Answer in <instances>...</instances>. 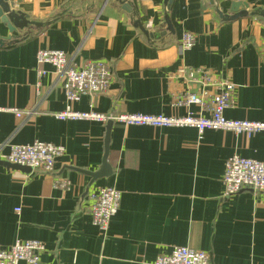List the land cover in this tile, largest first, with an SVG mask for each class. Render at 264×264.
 I'll list each match as a JSON object with an SVG mask.
<instances>
[{
    "label": "crops",
    "instance_id": "1",
    "mask_svg": "<svg viewBox=\"0 0 264 264\" xmlns=\"http://www.w3.org/2000/svg\"><path fill=\"white\" fill-rule=\"evenodd\" d=\"M8 1L12 11L53 24L0 48V156L36 141L66 151L51 173L0 166V246L40 241V264H151L176 247L206 252L212 264H264V193L223 195L229 158L264 162V132L249 139L225 130L200 135L195 128L113 123V174L93 181L82 171L100 169L107 123L58 120L69 103L65 79L51 65L39 78L36 60L50 49L78 67L111 63L108 91L70 104L76 112L209 117V105L181 101L187 93L207 101L217 93L204 84L207 71L214 82L236 86L228 120L264 122V19L223 22L209 0H172L169 10L166 0H126L131 13L117 0ZM235 2L264 11V0H218L224 14ZM166 13L175 34L167 32ZM137 20L155 37L136 28ZM185 32L196 36L190 50L181 48ZM0 36H9L2 24ZM182 67L195 72L193 81L175 78ZM13 108L30 114L19 119L7 110ZM63 180L69 188L57 187ZM100 188L122 195L107 232L93 225L89 209Z\"/></svg>",
    "mask_w": 264,
    "mask_h": 264
},
{
    "label": "built area",
    "instance_id": "2",
    "mask_svg": "<svg viewBox=\"0 0 264 264\" xmlns=\"http://www.w3.org/2000/svg\"><path fill=\"white\" fill-rule=\"evenodd\" d=\"M196 36L192 32H185L181 48L190 50L195 46ZM39 78L45 75L44 65H51L65 79V95L69 102L66 109L56 114L61 121L66 120H94L98 122L119 123L123 125L150 126L154 128H195L200 135L206 130H225L247 138L264 132V122H248L228 120L224 113L234 105L236 86L230 80L214 82L209 73L205 72V83L217 88V93L209 101L204 97L187 93L183 100L187 105L200 104L210 106L209 117H197L193 114L186 116L164 115H104L94 112L81 113L72 109V103L79 102L85 96L105 94L113 79V69L110 62L105 60L88 61L84 67H78L71 62L68 55L60 50L41 49L37 53ZM195 72L191 68L178 69L175 78L185 82L194 80ZM195 81H197L195 79ZM203 84V85H204ZM207 102V103H206ZM23 119L30 112H23L16 108L7 109ZM63 146L36 141L33 144L12 146L10 153L0 156L2 161L31 168L32 171L51 173L56 161L65 154ZM225 197L235 196L244 190L264 193V162L233 156L228 159L223 177ZM57 187L69 188L67 180L59 181ZM121 192L114 188H100L90 195V215L94 226L107 232L111 220L118 214L121 207ZM19 212L20 210H16ZM45 246L37 240L17 241L9 248L0 246V264H40ZM151 264H212L210 255L188 247H176L169 255L158 257Z\"/></svg>",
    "mask_w": 264,
    "mask_h": 264
},
{
    "label": "water",
    "instance_id": "3",
    "mask_svg": "<svg viewBox=\"0 0 264 264\" xmlns=\"http://www.w3.org/2000/svg\"><path fill=\"white\" fill-rule=\"evenodd\" d=\"M108 0H105V3ZM124 6V10L131 13L133 10L129 6V4L126 3V0H117ZM212 5L215 6L216 12L223 22H233L241 18L246 17H261L264 19V11L261 9L252 10L250 9L249 5L244 2H235L232 4L230 8V14H224L223 11L220 9L218 0H209ZM165 4L167 5V8L169 10V7L172 4V0H166ZM13 7V4L9 3L8 0H0V24L4 25L9 32V36L7 37H1L0 36V48L5 47L6 45H12L16 44L24 39H27L31 32L35 29H44L46 27H49L53 24V21H46V22H37L32 21L30 18L21 13V12H14L11 10ZM63 15H59L55 20L62 18ZM54 20V21H55ZM165 24L167 26V32L171 34H175V30L172 26L170 17L168 13H166L165 16ZM136 28L140 29L141 32H143L147 37L154 38L155 34L147 31L139 20L135 22L134 25ZM18 33V34H17ZM20 33H25L24 35ZM20 34V36H18ZM113 127V122L107 123V134H106V146H105V156L102 162V165L100 169L97 172H85L83 173L89 175L92 177L93 181L98 180L100 178L110 177L113 174V169L108 163V157H109V144H110V135H111V129ZM0 166L6 167L7 169H13V170H20L22 172H25L26 174L32 173V169L16 164H10L6 161L0 160Z\"/></svg>",
    "mask_w": 264,
    "mask_h": 264
}]
</instances>
